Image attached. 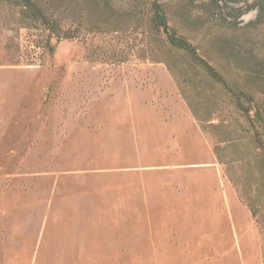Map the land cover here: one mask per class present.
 I'll use <instances>...</instances> for the list:
<instances>
[{
	"label": "rangeland",
	"instance_id": "rangeland-1",
	"mask_svg": "<svg viewBox=\"0 0 264 264\" xmlns=\"http://www.w3.org/2000/svg\"><path fill=\"white\" fill-rule=\"evenodd\" d=\"M34 1L74 38L29 28L18 0H0V264H264L250 141L264 133V0H157L261 112L253 124L209 91L236 142L228 169L221 135L148 59L154 0Z\"/></svg>",
	"mask_w": 264,
	"mask_h": 264
},
{
	"label": "trees",
	"instance_id": "trees-1",
	"mask_svg": "<svg viewBox=\"0 0 264 264\" xmlns=\"http://www.w3.org/2000/svg\"><path fill=\"white\" fill-rule=\"evenodd\" d=\"M20 17L26 21L33 29H45L54 35L57 41L74 38V34L65 29L61 18L47 13L34 0H18ZM150 25L156 29L159 36L158 52L150 48L148 59L152 62L164 63L176 80L182 97L187 102L189 108L202 124L208 123L218 134L221 135L218 144L215 146V154L218 160L227 165L223 152L230 147L236 146L233 138H227L229 119L220 116L219 123L213 122V114L208 112V103L212 100L209 91L215 92L218 89L222 95H226L229 105H233L234 110L246 116L253 124L259 119H263L259 109H256L253 116L252 96L244 91L237 82L229 81L214 67L204 56L199 54L197 48L184 36L180 35L168 21L165 10L161 4L154 0L151 6L149 17ZM205 114V115H203ZM251 143L255 144L256 155L253 159V175L264 181V133L258 130L250 137ZM248 206L255 216L259 204L248 196Z\"/></svg>",
	"mask_w": 264,
	"mask_h": 264
}]
</instances>
